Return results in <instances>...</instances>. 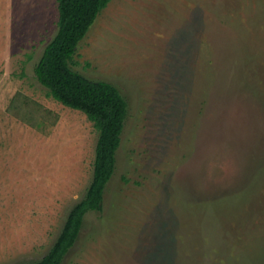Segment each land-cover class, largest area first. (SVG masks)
<instances>
[{
  "label": "rangeland",
  "instance_id": "rangeland-1",
  "mask_svg": "<svg viewBox=\"0 0 264 264\" xmlns=\"http://www.w3.org/2000/svg\"><path fill=\"white\" fill-rule=\"evenodd\" d=\"M57 20L58 0H0V264L47 254L93 177L98 131L34 71ZM71 67L127 116L62 264H264V0H110ZM18 92L51 113L21 121Z\"/></svg>",
  "mask_w": 264,
  "mask_h": 264
},
{
  "label": "trees",
  "instance_id": "trees-1",
  "mask_svg": "<svg viewBox=\"0 0 264 264\" xmlns=\"http://www.w3.org/2000/svg\"><path fill=\"white\" fill-rule=\"evenodd\" d=\"M109 1L58 0V30L35 66L37 80L47 89V94L62 105L84 113L99 137L93 177L85 196L70 209L48 253L31 264H62L79 236L84 216L102 210L104 191L115 171L127 102L113 84L89 79L71 67L79 42ZM8 111L30 126L40 124L45 112L51 113L20 92L11 99Z\"/></svg>",
  "mask_w": 264,
  "mask_h": 264
}]
</instances>
